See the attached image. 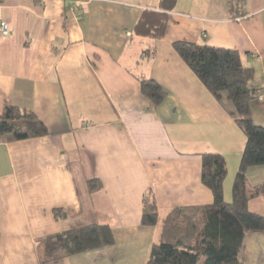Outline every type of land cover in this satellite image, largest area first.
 <instances>
[{"label": "crops", "instance_id": "1", "mask_svg": "<svg viewBox=\"0 0 264 264\" xmlns=\"http://www.w3.org/2000/svg\"><path fill=\"white\" fill-rule=\"evenodd\" d=\"M162 0H0V117L31 112L49 134L0 136V264H41L39 241L92 225L115 244L57 264H148L166 217L214 202L202 183V155L224 156L232 197L247 138L175 51L176 42L237 50L264 96V0H178L163 39L136 33ZM151 79L167 92L157 108L141 92ZM251 117L264 127V102ZM101 184L96 191L89 183ZM250 190L264 166L247 172ZM151 192L159 223L144 226ZM227 202V201H226ZM231 202V201H230ZM249 211L264 217V197ZM65 212L64 218L55 215ZM240 258L264 264V232L250 233Z\"/></svg>", "mask_w": 264, "mask_h": 264}, {"label": "trees", "instance_id": "2", "mask_svg": "<svg viewBox=\"0 0 264 264\" xmlns=\"http://www.w3.org/2000/svg\"><path fill=\"white\" fill-rule=\"evenodd\" d=\"M178 0H162L161 11H146L136 27V33L153 39H163L168 13ZM78 3V2H77ZM177 54L201 81L205 88L225 108L247 141L232 187V201L224 199V184L228 175L226 159L221 154L202 155V183L212 191L214 202L203 207L174 209L164 220L160 235L153 244L148 264H245L240 258L245 237L264 232V217L249 211L252 198L264 197V185L250 190L247 172L251 167L264 166V127L254 123L251 105L259 90L253 86L255 71L243 64L241 54L234 49L206 44L176 42ZM141 92L151 106L159 107L167 92L156 81L141 80ZM49 134L48 128L34 113L15 106L5 108L0 117V136L23 141ZM96 191L101 184L89 183ZM55 215L64 218L65 212ZM159 210L151 192L143 201L142 224L156 226ZM115 244L108 226H85L39 241L41 264H57L65 258L111 247Z\"/></svg>", "mask_w": 264, "mask_h": 264}, {"label": "built area", "instance_id": "3", "mask_svg": "<svg viewBox=\"0 0 264 264\" xmlns=\"http://www.w3.org/2000/svg\"><path fill=\"white\" fill-rule=\"evenodd\" d=\"M78 3L77 5L72 8V11L78 9L82 4H84L86 1L88 0H76ZM10 27L9 24L5 21L0 20V31L4 34L7 35L9 33ZM257 101L259 102H264V96L263 95H259L257 97Z\"/></svg>", "mask_w": 264, "mask_h": 264}, {"label": "rangeland", "instance_id": "4", "mask_svg": "<svg viewBox=\"0 0 264 264\" xmlns=\"http://www.w3.org/2000/svg\"><path fill=\"white\" fill-rule=\"evenodd\" d=\"M229 179V177H228V175H227V178H226V180H225V182H227V180ZM224 186H225V184H224ZM227 202H230V201H232V197L230 198V199H228V200H226ZM200 264H204V260L203 261H201V263Z\"/></svg>", "mask_w": 264, "mask_h": 264}]
</instances>
